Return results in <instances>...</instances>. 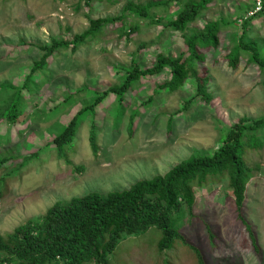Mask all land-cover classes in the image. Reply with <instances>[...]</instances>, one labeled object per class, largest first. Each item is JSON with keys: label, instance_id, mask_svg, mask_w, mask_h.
<instances>
[{"label": "rangeland", "instance_id": "374dc122", "mask_svg": "<svg viewBox=\"0 0 264 264\" xmlns=\"http://www.w3.org/2000/svg\"><path fill=\"white\" fill-rule=\"evenodd\" d=\"M126 1L0 0V83L13 86L0 92V99L5 92L20 89L33 62L42 54V46L50 44L52 38L71 40L88 27V18L116 16ZM133 1L145 4L156 0ZM252 2L211 0L184 34L167 25L178 7L171 2L151 9L159 20L129 16L122 22V29L129 34H121V22H115L79 41L75 50L59 47L49 58L51 66L39 70L40 79L27 82L29 92L24 91L23 98L28 100L29 116H21L19 125L10 131L13 140L0 147V158L4 152L19 156L0 164V177L5 178L0 233L42 215L56 201L91 191L122 190L139 179L162 175L192 155H211L220 146V136L241 117H264V70L249 60V51L241 45L237 66L233 68L228 62V53L241 42L255 43L264 58V12L247 26L239 21ZM215 20H219L217 47L205 52L203 62H193L209 76V102L198 93L193 78L173 92L160 88L158 85L168 79L165 68L139 80L129 100H124V112L113 93L99 102L95 114L83 112L70 147V151L75 150L68 155L70 162L59 157L54 136L82 105L90 104L97 92L120 83L134 62L145 68L157 53L178 56L185 49L183 35L201 31L207 22ZM19 102L20 106L26 104ZM135 111L138 117L130 137L127 124ZM91 123L97 127L95 154L89 142ZM21 124L26 127L17 136ZM251 132L261 136L264 129H246L244 133ZM261 142V147L246 154L254 175L245 192V217L257 235L260 255L253 251L245 230L232 231L234 204L227 177L219 182L207 177L205 186L197 190L195 212L211 209L223 238L211 252L216 264H264V140ZM80 166L82 170L77 171ZM160 235L159 230L151 229L150 233L128 237L119 243L111 264H165V260L197 264L194 253L185 246L175 244L159 252Z\"/></svg>", "mask_w": 264, "mask_h": 264}, {"label": "trees", "instance_id": "16d2710c", "mask_svg": "<svg viewBox=\"0 0 264 264\" xmlns=\"http://www.w3.org/2000/svg\"><path fill=\"white\" fill-rule=\"evenodd\" d=\"M210 1L156 0L141 4L127 0L122 11L116 16L88 18V27L81 33L74 34L71 40L52 38L50 44L42 46V54L33 62L20 89L17 92H5L0 99V121L4 125L3 129L0 128V147L13 140L10 131L19 125L21 116L26 118L29 116L26 110L28 100L23 98L24 91L29 92L27 82H34L36 77L40 79L39 70H47L51 66L49 58H52L54 52L57 53L59 47L70 46L75 50L79 41L99 34L103 27L115 22H121V34H129L122 29V22L129 16L159 20L156 15L151 14V9L169 5L171 2H175L179 8L174 11L173 18H168L167 25L172 30L183 33L188 24L206 10ZM262 12L264 0L259 12L247 18L240 17L243 19L241 22L247 26L250 20ZM131 27L135 30L133 25ZM218 33L219 20L209 21L203 30L183 35L185 49L178 56L157 53L154 62L145 68L134 62L120 83L97 92L94 100L90 104L82 105L72 115L67 125L61 124L53 139L59 157L70 162L68 155L75 151L73 149L70 151V147L83 112L89 110L95 114V107L108 93H113L118 99V108L124 112L126 106V102L123 104L124 100H129L128 95L138 86L139 80L156 75L165 68L169 69L170 77L158 85L160 88L173 92L182 87L186 80L193 78L198 93L209 102L212 99L208 91L209 76L204 70L195 68L193 62H203L205 52L217 47ZM240 45L249 51V60L264 70V58L260 56L258 47L253 42L243 45L241 42L228 53L230 66L233 68L237 66ZM12 87V84L2 82L0 92ZM69 99L63 100L62 104L65 105ZM20 100L26 104L20 106ZM185 107L187 105L183 106ZM137 117L138 112L129 116L127 130L130 137L135 132ZM119 122H116L115 128H118ZM95 126L91 123L89 136L94 154L98 150ZM25 127L26 125L21 124L17 136ZM258 128L264 129V117L253 120L241 117L220 136V146L211 155H192L181 160L166 173L149 179H139L122 190L107 193L91 191L68 200L54 202L42 215L26 220L10 232L0 233V264H111V260H115L119 243L128 237L150 233L151 229L159 230L161 233L157 240L159 252L171 249L177 244L190 249L197 264H216L211 252L215 246L223 242L220 227L215 223L211 209L200 212L194 210L197 190L205 186L207 177L217 182L227 177L230 197L234 204L232 231L239 233L240 230H245L250 246L260 255L262 250L257 235L245 217L246 185L254 175V168L247 164L246 154L261 147L264 134L257 136L253 132L249 134L244 132L246 129L253 131ZM4 153L5 155L0 158V164L19 159V156L13 153ZM82 168L80 166L76 169L81 171ZM4 180L3 176L0 177V201L3 197ZM165 264L170 263L165 260Z\"/></svg>", "mask_w": 264, "mask_h": 264}, {"label": "built area", "instance_id": "2783aa9c", "mask_svg": "<svg viewBox=\"0 0 264 264\" xmlns=\"http://www.w3.org/2000/svg\"><path fill=\"white\" fill-rule=\"evenodd\" d=\"M263 6V0H253V5L252 7L246 12V14L244 15L245 18L249 17V16H253L255 15L257 12H259L262 9ZM243 19H239V21L241 22ZM167 72L169 73V69H167ZM169 74H168V78H169Z\"/></svg>", "mask_w": 264, "mask_h": 264}]
</instances>
